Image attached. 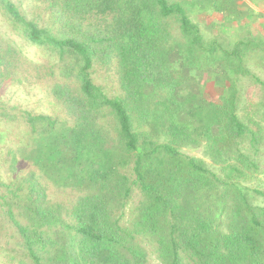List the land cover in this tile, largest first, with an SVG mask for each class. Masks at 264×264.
<instances>
[{"label": "trees", "instance_id": "16d2710c", "mask_svg": "<svg viewBox=\"0 0 264 264\" xmlns=\"http://www.w3.org/2000/svg\"><path fill=\"white\" fill-rule=\"evenodd\" d=\"M30 1L26 14L0 0L16 37L0 40V89L38 87L61 114L0 103L32 166L0 177V235L17 238L2 263L264 264V34L220 40L197 16L224 31L255 14L235 0ZM47 183L74 198L52 201Z\"/></svg>", "mask_w": 264, "mask_h": 264}, {"label": "rangeland", "instance_id": "374dc122", "mask_svg": "<svg viewBox=\"0 0 264 264\" xmlns=\"http://www.w3.org/2000/svg\"><path fill=\"white\" fill-rule=\"evenodd\" d=\"M15 4L18 5V7L21 8V10L28 14V11L31 10V1L30 0H12ZM259 4H255L252 6V8L246 6L242 0H235V3L240 9L243 11V13H250L255 12L258 13L259 11L264 12V0H258ZM198 14V13H197ZM264 14V13H263ZM199 19L201 20V25L205 26L208 25L210 28L207 30L212 32L213 34L216 33L218 30L217 36L218 38L224 37V35H227L228 31L230 33H239L241 35H246L248 31H251L252 34L256 33H263L264 29L261 27H258V24L256 20L258 21V18L256 17V14L253 18L250 20H240L238 22H234L232 24H229L228 27L224 29V31L221 29V24L215 23L212 25L213 19L211 20L207 19L206 15H197ZM244 23H248V26H246ZM241 26H245L246 29L240 28ZM228 28V31H227ZM260 30V32H259ZM227 31V32H226ZM207 35L209 34L206 31ZM4 40L5 42H10L12 39H16L15 34L11 31V29L5 25V22L3 21L2 17H0V40ZM232 40V39H230ZM17 47H20L22 45V51L24 53H28L27 55L30 58H33L37 60L39 57L37 55L32 54L31 49L27 47L25 44H16ZM254 71L262 74L257 68L252 67ZM264 78V75H261ZM94 78V81L98 84L105 85L107 88L106 90L109 93H113L112 86L108 82H104L103 80V70L98 69V72L92 75ZM20 86L17 87H7V88H1L0 89V103L2 105L8 106L10 108V105H15L19 107V110L21 109H31L33 113H55V114H61L60 107L56 104H54V100L47 98L45 94H43V91L41 89L32 88L28 89L31 92H27L25 90H22ZM245 94L248 97L250 101H256L259 97V89L257 86H254L250 84L249 82H245L244 84ZM7 107V108H8ZM3 111V109H0V113ZM17 112V109H16ZM0 131H3L6 138H3L0 140V177L2 179L10 178V174L13 177H19L22 178L26 175L28 170L32 167L31 164L27 161H24L20 159L18 156H15L14 153L16 152V147L19 146L17 144L18 139H21L22 135L26 136V127L23 124H16L15 126H9L8 124H4L0 122ZM2 132V133H3ZM3 134V136H4ZM185 153L190 155L199 156V152L196 150H184ZM9 176V177H8ZM48 186V193L49 197L52 201H58V202H70L74 198V194L70 193L69 191L66 192H60L56 188H54L50 183H47ZM9 241V247L11 245H14L17 242V238L14 236L13 231L8 225L4 226L2 228V232L0 235V242ZM148 263L149 264H161L159 260H157L153 254L148 256ZM0 264L2 263V257H0Z\"/></svg>", "mask_w": 264, "mask_h": 264}, {"label": "crops", "instance_id": "0c3cea01", "mask_svg": "<svg viewBox=\"0 0 264 264\" xmlns=\"http://www.w3.org/2000/svg\"><path fill=\"white\" fill-rule=\"evenodd\" d=\"M242 2H244L245 4H246V6L247 7H250V8H252V6H254L255 4H259V2H258V0H242ZM256 12V11H255ZM255 12H250V13H254V14H256ZM261 14H262V16L264 17V12H262V11H259Z\"/></svg>", "mask_w": 264, "mask_h": 264}]
</instances>
